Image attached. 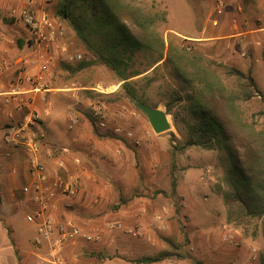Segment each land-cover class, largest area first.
<instances>
[{"label":"rangeland","instance_id":"374dc122","mask_svg":"<svg viewBox=\"0 0 264 264\" xmlns=\"http://www.w3.org/2000/svg\"><path fill=\"white\" fill-rule=\"evenodd\" d=\"M122 1L139 7L150 15L163 14L164 21L156 24L155 31L164 39L166 47L169 43L175 47L192 46L202 55L204 65L210 69L215 68L227 88H233L235 79L225 76L223 66L241 71L251 68L259 88L264 89V61L260 56L264 44L253 51L251 48L245 50L240 47L242 43L236 38L225 42L208 39L211 36L208 20L215 8L214 0ZM224 1L228 13L227 27L228 23L234 24L239 0ZM37 2L41 4L39 9L55 16L58 0ZM12 12L4 17L0 16L3 34L0 43L10 50L15 49V46L25 47L30 40L25 36L23 23L10 16ZM252 16L250 11L244 19L251 24ZM54 19L60 33L55 40L56 46L51 51L53 61L50 67L53 62L54 66L50 73L58 86L77 89L70 92L77 96L69 103V118L66 120L68 128L79 117V121L87 127L84 131L87 139H112L121 144L125 141L129 151L125 152L128 155L123 158L126 165H121L119 171L110 170V165L103 160L99 164L93 162L97 165V177L93 174L83 176L81 186L77 179L78 192L72 195L73 202L69 203L73 208L70 217L80 228L100 231L102 241L99 249L90 245L96 249L93 255L112 264H135L143 256L156 257L162 253L169 256L154 264H264V239L260 228L257 227L256 237L252 238L251 233L255 231L253 223L246 228L244 234L241 228L225 222L226 210L221 195L216 191L219 179L229 169L225 155L217 150L200 147L179 151L185 143V121L191 125L196 121L188 111L194 105L187 100L192 92L173 75L171 64L164 58L153 70L149 66L152 57L137 52L133 54L129 68V71L141 73L129 79L138 94L146 103L165 112L168 117L170 129L155 134L146 115L140 109L137 110L135 103L121 89L119 80L104 65L95 63L73 74L61 69L62 65L75 67L89 62L95 56L85 50L66 22ZM255 42L263 43V39H256ZM33 51L31 48L22 58L36 59ZM18 56L20 55H16ZM147 79H152L149 85ZM234 89L236 90L235 84ZM173 94L183 97V101L172 108L178 114L176 124L172 115L166 113L165 107V103L171 102ZM258 99L259 96H256L255 99L239 102L238 105L243 121L254 123L257 130L264 131V115L260 114L264 111V105ZM72 105L75 107L73 112H77L78 117L71 115ZM97 110L100 117L95 118ZM90 120L93 121V126ZM36 121L43 120L37 118ZM30 130L31 127L28 136L38 139L39 136L32 135ZM110 146L113 147V143L110 142ZM93 147L94 145L92 149ZM101 153L103 152L98 150L99 156ZM172 171L176 177L174 192L171 191ZM65 180L68 181L66 178ZM81 189L83 192L79 193ZM112 224L120 227L111 230L109 226ZM8 228L12 230L9 237ZM0 231L3 239L0 241L1 245H10L11 264H18L13 261L15 251L12 249V242L21 245L18 252H24L36 236V227L26 221L25 210H20L14 218L0 222ZM70 245L73 244L66 245L62 250L66 256H70L75 250Z\"/></svg>","mask_w":264,"mask_h":264},{"label":"trees","instance_id":"16d2710c","mask_svg":"<svg viewBox=\"0 0 264 264\" xmlns=\"http://www.w3.org/2000/svg\"><path fill=\"white\" fill-rule=\"evenodd\" d=\"M48 17L54 23V18L66 22L85 50L95 56L89 62L75 67L62 65L61 69L73 74L95 63L104 65L119 80L121 89L138 111L136 101L156 107L146 103L129 81L141 75L138 71H129L133 54L141 52L152 57L149 66L153 70L164 58L171 64L173 75L192 92L187 100L194 105L188 111L196 121L192 125L185 121L186 138L179 151L200 147L225 155L229 169L216 185L226 210L225 222L241 228L244 234L253 223L255 231L251 237H256L259 227L264 239V131L257 130L254 123L243 121L238 105L256 96L264 105V89L259 88L252 69L241 71L223 66L225 76L235 79L233 88H227L215 68L204 65L202 55L192 46L175 47L169 43L166 47L164 39L155 31L156 24L164 21L163 14L144 13L122 0H58L55 16ZM27 43L32 45L30 40ZM261 54L264 61V50ZM151 82L152 79H147V85ZM182 101V96L173 94L171 102L165 103L166 113L172 115L175 124L178 114L172 108ZM260 114L264 115V111ZM90 123L94 125L92 120ZM170 178L174 192L173 171ZM167 256L169 254L162 253L156 257H141L135 264L159 263Z\"/></svg>","mask_w":264,"mask_h":264},{"label":"crops","instance_id":"0c3cea01","mask_svg":"<svg viewBox=\"0 0 264 264\" xmlns=\"http://www.w3.org/2000/svg\"><path fill=\"white\" fill-rule=\"evenodd\" d=\"M24 2L25 0H0V16L4 17L11 11L18 13ZM32 2L34 3L33 10L38 16L43 12L50 16L48 12L39 9V7L36 8L37 0H32ZM235 11V17L232 19L239 23V27H237L238 23L234 26L228 23L229 26L226 27L225 25H227L228 20L227 6H224V13L220 17L215 14V8L213 9L208 20L209 34H211L208 39L225 42L236 38L242 43H240V47L243 49L248 50L251 48L253 51L257 50L261 44H264V0H239ZM250 11L254 16H252L251 24L249 20L244 19ZM15 19L18 21L17 18ZM215 22L216 24H214ZM243 24L246 28L242 27ZM24 30L25 36L30 39L29 32L25 28ZM2 36L0 27V40H2ZM258 37L263 39V43H254V40L259 39ZM19 38L22 39L23 37ZM31 48H33L32 45L28 44L25 47L15 46V49L10 50L3 47L0 43V89L2 91L8 92L10 83L13 80L38 73V64L28 65L24 71L19 70L21 67L19 61L24 59L22 57L28 51L30 52ZM18 54L20 56L16 57ZM244 55L245 53L243 52L242 56ZM255 61L259 62L258 59ZM2 63L9 65L7 70H2ZM53 66L54 62L50 68V72L53 70ZM43 84L46 89L41 93L34 94L29 92V85L23 80L22 85L18 87L19 92H21L19 98L24 100L30 99V104L28 105L20 106L14 101L5 102V97L0 96V222L14 218V215L20 210H25L27 214L32 208L29 199L26 197L22 198L21 194V187L26 182V154L19 149L12 148L6 143L10 129L13 126L25 123L32 114H36L38 118L43 120L36 121L35 125H31L30 131L32 135L39 136L36 139L40 144V160L52 177L63 175L62 178L64 180L65 178L68 181H77L78 179L80 185L83 176L93 174L97 177L98 173L95 172L97 165H94L93 162L99 164L100 161L104 160L106 164L110 165V170H115L113 172L119 171L121 165L123 167L126 165V161L123 159L125 155H128L125 152H129L126 148V142L124 141V144H121V142L118 143L116 140L113 142L112 139L107 141L96 138L87 139L85 137L87 135L84 134L87 127H84L85 124L79 121L77 112H73L75 111L73 105L71 107L73 108L71 115L77 116L78 119L71 128H68L67 125L69 124L66 120L69 118V103L72 102L73 97L77 96L76 93L72 95L70 92L77 90L76 88L58 86L51 73L45 75ZM110 142L113 143V147L110 146ZM93 145V149H96L95 152H92ZM98 150L103 152L101 156L98 155ZM13 169H15V173L12 172ZM77 185L76 192H78ZM82 189L79 193L83 192ZM72 197L59 198L55 201L56 218L57 220L62 219L59 222L72 220L70 214H72L71 210L73 208L69 205L70 202H73ZM91 229H83V231H90ZM11 232L12 230L9 229L8 237ZM1 236L0 241L3 240ZM101 241V235L100 240L97 242L86 243L79 240L70 245L75 249L72 251L74 255L66 256L61 251L60 256L64 264H112L110 261H104L98 255H93L95 248L90 247V245H95L97 246L96 249H99ZM12 246L13 248H11L15 251V256H13L15 259L13 261H16L18 264H50L48 260L51 258L48 251L44 246H35L33 240L32 244L24 249V252L27 251L25 255H23L24 252H18L20 251L19 248H21L20 244L12 242ZM10 251V245L6 243L1 245L0 243V257H2L5 264H11L12 259L10 256L12 255H10ZM90 252H92V255Z\"/></svg>","mask_w":264,"mask_h":264},{"label":"built area","instance_id":"2783aa9c","mask_svg":"<svg viewBox=\"0 0 264 264\" xmlns=\"http://www.w3.org/2000/svg\"><path fill=\"white\" fill-rule=\"evenodd\" d=\"M215 14L220 17L224 13V1L214 0ZM32 0H25L24 5L18 13L13 11L11 17L17 18L29 32L32 43L33 58H24L19 61V70L24 71L28 65L38 64L39 71L34 75H26L10 83L8 92L0 89V96L5 97V102L14 101L20 106L30 104V99L19 98L21 92L18 87L26 81L29 85L30 93L43 92L45 88L43 80L45 75L50 73V64L53 61L51 54L55 47L58 29L47 13L37 15ZM41 4L36 3V7ZM216 24V22L214 23ZM236 24L234 21L233 26ZM79 58V57H78ZM38 60V61H37ZM2 70H7L9 65L2 63ZM95 118L100 117L99 110L94 113ZM38 116L32 114L23 124L13 126L10 129L9 137L6 139L14 149H22L26 154V182L21 187V194L31 202V211L26 214V221L36 227V236L33 239L35 246H44L50 254V264H64L60 252L69 244H74L81 240L86 243L100 240V231L95 229L85 232L72 221H57L55 217V201L59 198L70 197L76 193V180L66 181L62 176L52 177L44 164L40 160V144L37 139L28 136L29 128L33 125ZM130 135V134H129ZM15 173V169L12 171ZM120 225L112 224L109 229L119 228ZM0 264H4L0 257Z\"/></svg>","mask_w":264,"mask_h":264},{"label":"water","instance_id":"95a60500","mask_svg":"<svg viewBox=\"0 0 264 264\" xmlns=\"http://www.w3.org/2000/svg\"><path fill=\"white\" fill-rule=\"evenodd\" d=\"M136 105L146 115L149 126L155 134H161L170 129L165 112L143 105L139 101H136Z\"/></svg>","mask_w":264,"mask_h":264}]
</instances>
